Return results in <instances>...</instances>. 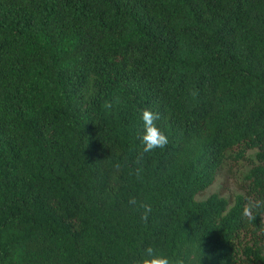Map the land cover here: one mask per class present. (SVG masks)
<instances>
[{"label":"trees","instance_id":"obj_1","mask_svg":"<svg viewBox=\"0 0 264 264\" xmlns=\"http://www.w3.org/2000/svg\"><path fill=\"white\" fill-rule=\"evenodd\" d=\"M145 108L169 142L137 179ZM252 150L244 193L197 198ZM249 198L264 200V0H0V264H133L148 246L264 264Z\"/></svg>","mask_w":264,"mask_h":264},{"label":"clouds","instance_id":"obj_2","mask_svg":"<svg viewBox=\"0 0 264 264\" xmlns=\"http://www.w3.org/2000/svg\"><path fill=\"white\" fill-rule=\"evenodd\" d=\"M102 106L105 109H111L113 102L106 100ZM140 118L142 122L140 135L142 150L135 161L137 166L133 170V175L137 179L141 178V174L143 172L141 161L144 154L152 153L156 149H164L169 142V138L165 131L158 126L157 121L160 119L159 112L153 111L150 108H145L141 110ZM111 171L114 175H118L122 171L121 163L119 161H113ZM128 204L135 207L138 211L142 210L141 220L143 222H147L148 215L151 212L150 204L137 200L135 196L129 197ZM262 207H264V200H252L249 198L243 208L242 217L247 218L249 221L255 220L256 217L253 215L254 210H259ZM133 264H183V261L177 260L174 262L167 255H162L152 246H148L143 250V254L139 256Z\"/></svg>","mask_w":264,"mask_h":264},{"label":"rangeland","instance_id":"obj_3","mask_svg":"<svg viewBox=\"0 0 264 264\" xmlns=\"http://www.w3.org/2000/svg\"><path fill=\"white\" fill-rule=\"evenodd\" d=\"M256 161V150L250 151L243 159H235L229 155L217 173L214 182L197 196L206 199L211 194H219L231 203L236 195L244 193L248 188L245 176Z\"/></svg>","mask_w":264,"mask_h":264}]
</instances>
